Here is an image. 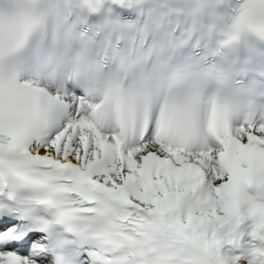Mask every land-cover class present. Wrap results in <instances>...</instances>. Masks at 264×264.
I'll list each match as a JSON object with an SVG mask.
<instances>
[{"label": "snow or ice", "instance_id": "snow-or-ice-1", "mask_svg": "<svg viewBox=\"0 0 264 264\" xmlns=\"http://www.w3.org/2000/svg\"><path fill=\"white\" fill-rule=\"evenodd\" d=\"M243 187L264 0H0V264H264Z\"/></svg>", "mask_w": 264, "mask_h": 264}, {"label": "clouds", "instance_id": "clouds-1", "mask_svg": "<svg viewBox=\"0 0 264 264\" xmlns=\"http://www.w3.org/2000/svg\"><path fill=\"white\" fill-rule=\"evenodd\" d=\"M240 197L250 206L264 203V193L259 192L255 188L243 187L240 190Z\"/></svg>", "mask_w": 264, "mask_h": 264}, {"label": "bare ground", "instance_id": "bare-ground-1", "mask_svg": "<svg viewBox=\"0 0 264 264\" xmlns=\"http://www.w3.org/2000/svg\"><path fill=\"white\" fill-rule=\"evenodd\" d=\"M222 254L228 257H231L235 255L236 253L234 252L233 247H230L229 244H225L221 246ZM229 264H231V261H229ZM237 264H247V261L241 257Z\"/></svg>", "mask_w": 264, "mask_h": 264}]
</instances>
